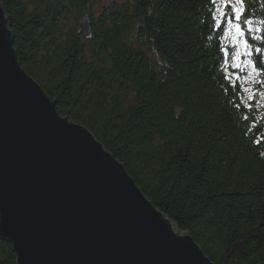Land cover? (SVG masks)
I'll return each instance as SVG.
<instances>
[{
	"label": "trees",
	"instance_id": "16d2710c",
	"mask_svg": "<svg viewBox=\"0 0 264 264\" xmlns=\"http://www.w3.org/2000/svg\"><path fill=\"white\" fill-rule=\"evenodd\" d=\"M0 2L19 66L61 117L85 127L211 262L264 264V97L258 112L231 80L238 47L212 0H113L95 16L94 0ZM245 9L251 24L234 23L262 95L264 0ZM85 14L88 39L77 28ZM0 264H15L1 240Z\"/></svg>",
	"mask_w": 264,
	"mask_h": 264
},
{
	"label": "water",
	"instance_id": "95a60500",
	"mask_svg": "<svg viewBox=\"0 0 264 264\" xmlns=\"http://www.w3.org/2000/svg\"><path fill=\"white\" fill-rule=\"evenodd\" d=\"M0 2V240L15 264H214L19 66ZM90 37L88 15L77 21Z\"/></svg>",
	"mask_w": 264,
	"mask_h": 264
},
{
	"label": "rangeland",
	"instance_id": "374dc122",
	"mask_svg": "<svg viewBox=\"0 0 264 264\" xmlns=\"http://www.w3.org/2000/svg\"><path fill=\"white\" fill-rule=\"evenodd\" d=\"M110 1L113 0H94L93 3V7L92 10L94 12V16L99 12V10L108 5V3H110ZM217 7L220 8V11L222 12H229L231 10V8H225L221 5H214V14H215V18L217 19H223L220 17L219 12L217 11ZM224 24H226V20L223 19ZM234 23V21H233ZM228 25L226 24V27ZM231 29V34L228 33L227 36L230 39L231 46L229 49H232L233 47H238L237 49H235L234 53H239V55H235L233 56V64L234 65H239V67H235L234 68L237 70H233V74H230V78L231 80H235L237 79L243 88V92H244V101L245 102H249L252 99L251 98H255L256 100V104L258 105V112L261 110V106H262V100L264 97V93H262V95L257 94L256 91L253 88V84H254V69H253V64L249 58V54L245 47H244V42L242 39L238 38V32L236 30V33L234 34L235 28L232 27ZM143 50L146 52V57L149 59V61L153 64L156 63V58L155 56L151 53L148 52L147 49ZM235 57V58H234ZM237 72V73H236ZM241 73V74H240Z\"/></svg>",
	"mask_w": 264,
	"mask_h": 264
},
{
	"label": "snow or ice",
	"instance_id": "6c2138e0",
	"mask_svg": "<svg viewBox=\"0 0 264 264\" xmlns=\"http://www.w3.org/2000/svg\"><path fill=\"white\" fill-rule=\"evenodd\" d=\"M213 5H221L225 8H231V15L225 12L220 11V8L217 7V11L219 12V15L221 18L225 19L227 22V25L229 28L234 27L239 36L243 37L244 32L241 30V25L240 23H233V21H241L243 19L244 24H251L250 20H247L244 18V13L246 11L245 9V0H212ZM215 18V17H214ZM261 23H264L262 21ZM217 27L220 26L221 24V19L216 20ZM252 29H249V32H251ZM261 31V30H257ZM254 39H261V37H254ZM245 48H251V45L245 42ZM255 51L257 53H260L262 51L261 48H256ZM227 55V53H226ZM234 55H239V53H234ZM235 67H239V65H234Z\"/></svg>",
	"mask_w": 264,
	"mask_h": 264
},
{
	"label": "bare ground",
	"instance_id": "6f19581e",
	"mask_svg": "<svg viewBox=\"0 0 264 264\" xmlns=\"http://www.w3.org/2000/svg\"><path fill=\"white\" fill-rule=\"evenodd\" d=\"M250 60H251V58H250ZM254 69V68H253ZM255 72V71H254Z\"/></svg>",
	"mask_w": 264,
	"mask_h": 264
}]
</instances>
